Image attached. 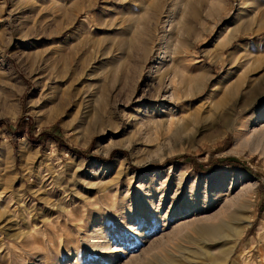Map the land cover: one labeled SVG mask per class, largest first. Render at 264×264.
<instances>
[{"label": "rangeland", "instance_id": "rangeland-1", "mask_svg": "<svg viewBox=\"0 0 264 264\" xmlns=\"http://www.w3.org/2000/svg\"><path fill=\"white\" fill-rule=\"evenodd\" d=\"M261 84L264 0H0V264H264Z\"/></svg>", "mask_w": 264, "mask_h": 264}, {"label": "bare ground", "instance_id": "bare-ground-1", "mask_svg": "<svg viewBox=\"0 0 264 264\" xmlns=\"http://www.w3.org/2000/svg\"><path fill=\"white\" fill-rule=\"evenodd\" d=\"M160 9H161L160 4H156L154 7H152V13L154 15H157L160 12ZM199 20H200L199 12L196 9H193L190 13L189 20L187 22H185V24L183 26V29H182L183 33L186 36H189V37L192 36L193 32H194V25L200 24ZM146 21H148V19H146ZM146 26H148V25H146ZM229 42H230L229 40L228 41L226 40L225 43H222V46L225 47ZM140 50H141V52H146L147 45L145 43L142 44ZM111 61H112V59H111ZM111 63H113V62H111ZM114 66H115V64H114ZM189 75H191V74H189ZM203 76H204V74L199 72L196 75L188 77V80H190L192 82L194 81L196 83V82L200 81ZM200 86H201V84L200 85L198 84L192 93H195L197 90L201 89ZM262 87H264V84H261L260 86H258L257 88H255L254 90H252L250 93H248L245 96L244 101L246 100V104H247V100H251V98L257 92H259L262 89ZM232 110H233V108H229L222 115V121L224 122V126L226 128L228 127V125L231 121ZM23 152L24 151H21V153H23ZM0 153H6V148L3 147V149L1 150ZM240 208H241V210L236 209L237 211H234V212H232V214H229L230 216L227 215L226 221L220 220L215 225L213 224V225H209V226L199 227L196 231L197 239L194 241L191 240L190 242L198 245L199 247H202L203 250H207L210 246L216 247L218 244L226 243L227 241H234L235 242L236 239L243 233V231L246 228L247 224L249 223V220L251 217V216L247 217V215H245V211L242 209V207H240ZM221 247H223V246H221ZM204 255L210 256V252H208V251L204 252ZM162 264H179V263L177 261L174 262L172 260H169V261H165Z\"/></svg>", "mask_w": 264, "mask_h": 264}, {"label": "trees", "instance_id": "trees-1", "mask_svg": "<svg viewBox=\"0 0 264 264\" xmlns=\"http://www.w3.org/2000/svg\"><path fill=\"white\" fill-rule=\"evenodd\" d=\"M170 161H171V159L168 160V161H166V163H168V162H170ZM147 168H148V167H147ZM147 168H146V167H143V168H139L138 170L142 171V170H146Z\"/></svg>", "mask_w": 264, "mask_h": 264}]
</instances>
